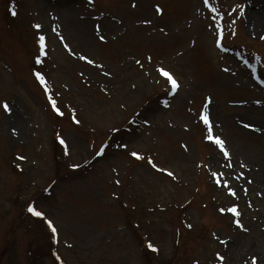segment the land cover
Segmentation results:
<instances>
[{"label":"rangeland","instance_id":"rangeland-1","mask_svg":"<svg viewBox=\"0 0 264 264\" xmlns=\"http://www.w3.org/2000/svg\"><path fill=\"white\" fill-rule=\"evenodd\" d=\"M209 5L0 0V264H264V0Z\"/></svg>","mask_w":264,"mask_h":264},{"label":"snow or ice","instance_id":"snow-or-ice-1","mask_svg":"<svg viewBox=\"0 0 264 264\" xmlns=\"http://www.w3.org/2000/svg\"><path fill=\"white\" fill-rule=\"evenodd\" d=\"M203 3H204L205 6H210L209 5V0H203ZM236 9H240L241 12L243 11L242 6H240V5H237L236 8L233 9V11H235ZM211 10L213 12L217 11L215 8H212ZM155 11L158 14H162V9L158 5L156 6ZM12 15H16V11H15L14 7L12 9ZM144 23H150V21H144ZM33 27L39 32V30L42 28V25L37 23V24H34ZM97 30L99 31V27H98ZM52 31L56 32V29L53 28ZM56 35L60 36V34L58 32H56ZM220 35L222 37V33ZM261 38L264 39V37H261ZM99 39L101 41H103L105 39V37L103 35H100ZM45 40H46V38H45L44 35H42V34L38 35L37 43L39 45V55L36 56V58H35V62L37 64H40L42 62L41 61V56L46 55V52H45V47H46ZM60 40L63 43V37L62 36H60ZM219 43H220V41L217 40V45L218 46H219ZM64 47L68 48V45L66 43H64ZM79 59L86 61L89 65H93L95 63L94 60L89 59L86 55H80ZM136 63L139 64L140 61H136ZM99 66L100 65H97V67H99ZM156 70L160 73L161 76L166 78L167 82L171 85V92L175 93L176 90L178 89L179 85H178L177 81L174 79L173 75L169 71L165 70L162 67L157 68ZM33 74H34L36 80L44 88L45 93L48 94V100H49V103L52 106L53 111L56 112L59 115H63V113L60 111L59 107H57L56 100H54L52 98V96L49 94L50 93V89H49V87L47 85V81H46L44 75L41 72H39V71H35ZM105 75H107V73H105ZM0 107H2L3 110L6 113L11 111V109H10V107H9V105H8V103L6 101L0 102ZM199 115H200V120L207 127V135L205 136V139L211 141L214 145H216L219 148L220 152L223 153L224 158L227 159L229 157V152L226 150V148L224 146V141L220 138V136H213L212 124H211L210 119H209L208 105L207 104L204 106L203 111ZM73 119H74V121L76 123H79L78 120H75V117H73ZM245 127H249V125H245ZM13 134H15V129H13ZM58 139H60V143L61 144H65V141L63 139H61L59 137H58ZM103 151H104V149L102 147L97 152V155L98 156L101 155ZM65 154H67V148H65ZM131 155L133 157L137 158V159H142V157L136 152H132ZM19 159H24V157H19ZM148 163L153 168H157V165L150 158L148 160ZM72 167H77V165H72ZM229 167H230V165H229ZM241 167H243V165H241ZM157 170L158 171H165V172H167L168 176L175 178L174 174L171 171L167 170V169H158L157 168ZM212 175L215 177V176H217V173L213 172ZM241 175H242V173H241ZM216 182H217V184L220 183L219 180H217ZM224 185L227 188V190H228L230 195H235V192L233 191V189H231L230 187H227V181H224ZM227 210L232 212L235 216H239L240 215V213L237 211V208L235 206H233V207H231V208H229ZM28 211L32 215H34L36 217H41V218L44 217V213L41 212V211H37L31 204L28 206ZM221 211H224V209H221ZM45 223L47 224L48 228L51 230L53 241H56L57 240V229L54 227L53 222L51 220H45ZM236 223L239 226L242 227V225H240V222L238 220L236 221ZM188 227H191V225H188ZM221 243H224V242L221 241ZM147 247L150 248L152 251H157L158 250V249L155 248V246L152 243H148ZM59 259H60V257L57 256V260H59ZM220 259L223 260L224 258L221 256ZM61 264H62V261H61ZM252 264H257V258L256 257L252 258Z\"/></svg>","mask_w":264,"mask_h":264},{"label":"bare ground","instance_id":"bare-ground-1","mask_svg":"<svg viewBox=\"0 0 264 264\" xmlns=\"http://www.w3.org/2000/svg\"><path fill=\"white\" fill-rule=\"evenodd\" d=\"M260 17L261 15L259 13H255V15L253 14L250 15V18L254 20L256 23H259V20L261 19Z\"/></svg>","mask_w":264,"mask_h":264},{"label":"trees","instance_id":"trees-1","mask_svg":"<svg viewBox=\"0 0 264 264\" xmlns=\"http://www.w3.org/2000/svg\"><path fill=\"white\" fill-rule=\"evenodd\" d=\"M148 251H150L149 249H148ZM151 252V251H150Z\"/></svg>","mask_w":264,"mask_h":264}]
</instances>
